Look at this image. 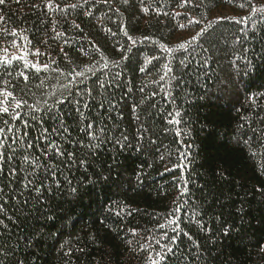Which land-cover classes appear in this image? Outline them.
I'll return each mask as SVG.
<instances>
[{"label": "trees", "instance_id": "16d2710c", "mask_svg": "<svg viewBox=\"0 0 264 264\" xmlns=\"http://www.w3.org/2000/svg\"><path fill=\"white\" fill-rule=\"evenodd\" d=\"M253 6L0 4V264H264Z\"/></svg>", "mask_w": 264, "mask_h": 264}, {"label": "snow or ice", "instance_id": "6c2138e0", "mask_svg": "<svg viewBox=\"0 0 264 264\" xmlns=\"http://www.w3.org/2000/svg\"><path fill=\"white\" fill-rule=\"evenodd\" d=\"M185 2H190V0H185ZM4 3V0H0V4H3ZM240 7H243L244 5L243 4H240L239 5ZM144 11H147V9H144ZM257 11H264V6H262L261 8H257V7H255V6H253V8H252V12L253 13H255V12H257ZM193 22H196V21H193V20H190L189 21V23H193ZM210 26V25H209ZM180 27H184V25H180ZM203 31H205L204 29H202L201 30V32L200 33H197L196 34V36H193L192 38H191V40L190 41H186V42H183V43H180V44H178L177 45V48H181V49H183V48H185L186 47V45L188 44V43H191L192 41H195L196 39H197V37L198 36H200L202 33H203ZM126 34V33H125ZM168 51H172L171 49H167ZM13 59H16V57H13ZM21 59H22V57H21ZM5 62L6 63H11V61L10 60H5ZM25 65L27 66V61L25 62ZM106 66V65H105ZM33 67H37L36 65H33ZM45 68H47V65H45L44 66ZM165 68H168V66L167 65H165ZM141 70H143V69H141ZM169 71L171 70V69H168ZM37 71H39V68L37 67ZM23 75V74H22ZM79 75H82V73H80ZM12 94L11 93H5V101L7 100V97H9V96H11ZM5 101H0V104H2V103H4ZM16 107L18 108V107H20V102L19 101H17L16 102ZM9 111V109H8V107H0V112H4V113H7ZM19 115V113H16L14 116H13V119H15L17 116ZM88 127H91V125H89ZM4 130L3 129H0V132H3ZM9 131H11V128H9ZM28 158L27 157H25V160H27ZM37 191H39V189H37ZM178 210V209H177ZM169 223H175V221H169ZM160 227H164V225H161ZM175 239V237H173V240ZM169 251H170V249H169ZM158 256L160 255L159 253L157 254ZM161 259H163V257L161 256L160 257ZM153 264H158V261H153Z\"/></svg>", "mask_w": 264, "mask_h": 264}]
</instances>
